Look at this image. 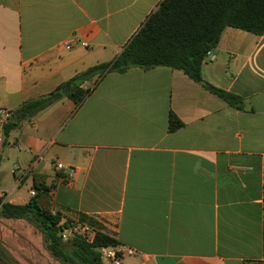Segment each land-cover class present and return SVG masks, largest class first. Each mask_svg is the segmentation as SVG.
<instances>
[{
    "label": "crops",
    "instance_id": "obj_1",
    "mask_svg": "<svg viewBox=\"0 0 264 264\" xmlns=\"http://www.w3.org/2000/svg\"><path fill=\"white\" fill-rule=\"evenodd\" d=\"M162 1L0 0L3 148L14 141L29 195L45 177L56 212L87 216L137 252L123 264H264V34L227 28L202 68L243 109L158 67L107 74L81 105L65 97L17 114L116 59Z\"/></svg>",
    "mask_w": 264,
    "mask_h": 264
},
{
    "label": "trees",
    "instance_id": "obj_2",
    "mask_svg": "<svg viewBox=\"0 0 264 264\" xmlns=\"http://www.w3.org/2000/svg\"><path fill=\"white\" fill-rule=\"evenodd\" d=\"M227 28L238 29L256 36L264 34V0H163L146 21L143 28L113 61L89 68L56 91L26 102L17 111L23 119L31 118L65 97L81 105L99 82L110 73H125L138 68L149 71L158 67L182 71L188 78L201 84L207 91L227 105L243 109V99L216 88L203 79L202 68L209 52L219 44ZM93 81L87 89L82 84ZM71 86V89L62 91ZM184 124L173 113L169 117V131L176 132ZM10 127V125H9ZM5 129L8 135L10 128ZM35 196L25 204L0 201V215L9 220H30L45 236L48 253L62 264H103L99 249L119 245L102 228L93 238L77 235L63 241L66 230L74 222L54 210L52 187L45 177H34ZM96 224L81 215L78 225ZM83 227V226H82Z\"/></svg>",
    "mask_w": 264,
    "mask_h": 264
},
{
    "label": "rangeland",
    "instance_id": "obj_3",
    "mask_svg": "<svg viewBox=\"0 0 264 264\" xmlns=\"http://www.w3.org/2000/svg\"><path fill=\"white\" fill-rule=\"evenodd\" d=\"M111 61H107L109 63ZM12 118L10 119V121ZM8 122V124L10 123ZM19 155V150L14 148V141L9 140L3 148L0 159V190H7L11 192L12 196L8 202H15L16 204H24V200L31 199L29 195L32 189L31 180L26 182L20 181V171L15 170L16 177L12 174L15 162ZM10 202V203H11ZM1 209V205H0ZM1 211V210H0ZM80 218V217H79ZM79 218L76 220L68 219L74 222L73 227L66 230V238L63 237L66 247H69V241L77 235L88 236L93 238L94 231L100 230L101 225H78ZM0 258L5 264H62L56 259L52 258L48 253L45 236L37 228V226L30 220H9L0 215Z\"/></svg>",
    "mask_w": 264,
    "mask_h": 264
},
{
    "label": "built area",
    "instance_id": "obj_4",
    "mask_svg": "<svg viewBox=\"0 0 264 264\" xmlns=\"http://www.w3.org/2000/svg\"><path fill=\"white\" fill-rule=\"evenodd\" d=\"M86 46V45H85ZM211 53L209 52L207 57H210ZM214 60V57L211 58ZM12 118V113L9 111H0V152L4 145V127L5 125L10 121ZM64 167L61 163L56 164V170L60 171ZM20 169V166L14 167V175L15 170ZM21 182V181H20ZM36 191H31L30 195L33 197L35 196ZM12 196L11 192L7 190H0V201L3 203L8 202L9 198ZM1 204V206H2ZM66 232V231H65ZM64 238H66L65 234H62ZM99 253L102 259L103 264H123V261L126 258L134 257L137 255V252L130 248L126 247L124 245H117V246H111V247H103L99 249Z\"/></svg>",
    "mask_w": 264,
    "mask_h": 264
},
{
    "label": "water",
    "instance_id": "obj_5",
    "mask_svg": "<svg viewBox=\"0 0 264 264\" xmlns=\"http://www.w3.org/2000/svg\"><path fill=\"white\" fill-rule=\"evenodd\" d=\"M70 89H71V86H68V87L65 88L62 92H63V93H66V92H68Z\"/></svg>",
    "mask_w": 264,
    "mask_h": 264
}]
</instances>
